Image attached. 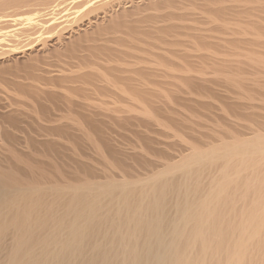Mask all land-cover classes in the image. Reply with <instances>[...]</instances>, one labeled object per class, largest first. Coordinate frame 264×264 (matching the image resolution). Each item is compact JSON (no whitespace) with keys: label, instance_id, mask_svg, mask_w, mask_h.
Wrapping results in <instances>:
<instances>
[{"label":"bare ground","instance_id":"6f19581e","mask_svg":"<svg viewBox=\"0 0 264 264\" xmlns=\"http://www.w3.org/2000/svg\"><path fill=\"white\" fill-rule=\"evenodd\" d=\"M259 1L264 3V0H0V75L12 67L18 70L23 64H31L33 57L40 55L41 59L49 53L59 59L65 56L61 63L64 66L70 64L64 60L71 58L68 69L60 64L56 70L50 68L52 71L49 65L47 70L44 66L46 75L40 73L49 81L47 75L69 78L72 85L77 84L78 87H72L67 82L70 89L77 88V94L86 96L85 103L82 96L80 104L74 102L77 97L72 93L75 104L69 103L70 92L61 89L66 87L62 84L61 91L56 90L52 97L57 99L65 91V96H70L65 98L68 105H76V110L85 111L82 116L85 121L88 118L81 135L70 128L73 133L68 132L67 118L73 114H69L68 106L69 115L64 117L67 122L58 115L64 121L61 124L67 127L63 131L57 115V119L50 121L53 112L45 113L43 107L38 110L40 102L36 109L32 108L35 103L28 101L33 105L27 110L34 113L38 110L36 117L41 121L31 126L33 131L30 128L29 133L22 127L27 124L28 119L22 120L27 118L24 116L27 110L20 109L22 102L15 106L20 95L16 93L12 98L13 94L3 91L10 96L0 102H16L3 105L0 111V264H264L262 130L244 128L236 136L221 137L202 148L143 161L142 170H138L141 173L131 175L132 178L113 172L101 174L85 163L76 166L78 170L71 178V173H62L65 167L60 171L56 166L61 163L64 166L63 162H53L64 152L60 150L64 135L65 139L67 136L79 141L96 133L107 147L113 145V140L102 133L107 125L104 117L116 115L121 107L128 114L125 107L130 109L127 103L131 101L133 108L144 110L139 107L141 97L163 93L156 90L157 86L160 90L162 86L166 88V91L162 88L166 94L170 89L177 95L178 90L170 87L176 85L177 89L183 83L178 88L181 96L189 84L202 89V83L195 85L194 81L204 79L200 78V72L207 59L211 67L215 65L213 62L220 67L255 65V33H258L255 28L264 31V22L261 23L264 16L260 13L264 7L257 5ZM257 6L260 16L256 17ZM217 50H223L220 51L223 57L219 58ZM44 59L47 63V58ZM18 63L22 66L16 67ZM190 67L194 68L195 76ZM196 70H201L200 75ZM244 79L238 82L249 80ZM251 80L254 81L248 82ZM47 84L43 85L49 87ZM37 87L33 90L36 94H42L39 88L48 93L49 88ZM36 94L33 96L37 97ZM163 94L161 99L166 98ZM62 96L61 99L65 97ZM184 96L190 95L183 93ZM190 97L186 99L192 101ZM118 99L120 104H126L117 106L120 108L117 111ZM12 103L15 108H11ZM161 106L164 108L162 103ZM46 107L50 109L52 105ZM40 110L49 114L50 117L44 114L48 121L42 120ZM76 110L72 108L78 116L81 112ZM21 130L27 133L21 136ZM115 151L118 152L114 149V154ZM206 164L214 167L205 169ZM202 174L208 175L207 180L210 178L206 191L197 181Z\"/></svg>","mask_w":264,"mask_h":264},{"label":"rangeland","instance_id":"374dc122","mask_svg":"<svg viewBox=\"0 0 264 264\" xmlns=\"http://www.w3.org/2000/svg\"><path fill=\"white\" fill-rule=\"evenodd\" d=\"M258 3H257V5L259 7H261V8H262V6L264 7V5L260 6V4H262L263 2L259 1ZM258 6H257V10L255 11V12H257L256 17L259 14L258 12L260 10ZM262 9L264 10V8H262ZM260 13H262L261 16H264V11H262V12L260 11ZM259 16H260V14H259ZM259 16H258V18H259ZM259 21H261V20L259 19ZM262 22H264V18L261 21V23ZM263 27H264V24H263ZM255 31H257L258 33H255L256 34L255 35V44H254V46H255V48H254V50H255V55H254L255 65L253 64L252 67L250 64H246L248 66H246L245 64H244V66L243 65L241 66V64H237L235 67H232L229 64L226 67L225 64H223L224 66L221 64V67H220L219 64H217V66H215L216 65L215 62H213V63L211 62L212 64H215V65H212V67H211L210 66L211 64H209V65L207 64V60H208L207 59V60H205V63L202 62V64H201V66H203V63H204V66H207V67L209 66L208 68L204 67V66L202 67L204 69H201V70L204 74L202 72H200L201 70L200 71L198 70V72L201 73L200 78H204V79L200 80L201 82L197 81V83L194 81L195 85L198 83H199L198 85H200L202 83L203 85L201 84L200 87L203 86V88L199 89V86H197L198 88L195 89L194 87H192V84H189L191 87L187 84L188 87H185V89L188 88V91L186 90V92H185V89H183L184 87L182 88L184 91L183 92L184 95L188 94L191 97L190 96H187V97L184 96L185 97L184 98L183 93L181 96V94H180L181 88H180V91L178 88L180 87V85L182 86L183 83L182 84L178 83L180 85L177 84L178 85L177 89L175 88L176 85H175V87H170L171 89L175 90V92H177V90H178L179 93L177 95H176V93L173 94V91H171L169 88H168L169 90H167V91H169V93L171 91V93H170L171 95L168 92L166 94L164 92V91H166V88H163V86L161 87L159 85L161 87V90L158 86H157L158 89L156 87V90L161 91L164 94L163 93H161L159 95L158 94L157 95L156 94H154V95L150 94L151 96L147 95L148 96L147 98L143 96L144 99H146V100L142 99L143 97H141L142 102H141L140 106H139L140 102H138V100H137V102L135 101L138 104V106L141 108L143 107L144 110H136L135 108H133L132 107L133 103L131 101V104L127 103L128 108H130L128 110H130V111H128L127 107H125L127 110V111L125 110V112H128V114H126V113L124 114L122 111L123 108L121 107V111H119V112H122V114L119 112H115V113H117L116 115L111 114L113 116V118H112V116L107 117V118L104 117V119L102 118L104 123H107V125L105 124V126L102 129V133L105 136H107L108 138H110L111 140H113L112 142H114V143H111V144H113V145H111L114 147L113 149H109V147H111V146H109V147L106 146V144L104 143L103 138L100 134L91 133L90 136H92V137H89V139H87L88 137H86V139H87V140L85 139L86 141L82 137V140H79L80 142L78 140H77L78 141L77 142L76 140H73L71 138L69 139L67 136L65 139V135H64L65 140L63 139V137L61 139L64 142L60 140L62 143V145H60V146H62V147H60V150L62 152L64 150V152L61 154L62 156L59 155L61 157V160L63 159L64 161H61L59 159V156H58V158L55 156L57 158V160L54 158L56 161L53 160V162H56V163L63 162L64 166L62 163H61L62 167H59V166H61V164H56V166H58L59 169L60 168L62 169L65 167L64 171H62L61 169H60V171H62V173L67 172L66 173L67 175L71 173L69 175V176H71V178L73 177V173L76 172V169L78 170L77 165L81 164V163L82 164L85 163L84 165H86V164H88L89 166L91 165L92 167L90 166V168H93V167L96 168L97 170L93 168L96 172L98 170L100 172L104 171L103 174L107 173L108 175L109 174L112 175L114 173L113 175H116V174L117 175H120V174L121 175H130V177H131V175L134 174L132 177H135V176H137V174L141 173V171L139 172L138 170H140L141 164L143 166V164H144V163H142L143 161L145 163H147V162H151V160L158 159L159 157H167L168 154L179 152V151H182L185 149L202 148L205 143H209V142L213 143L214 140H218L221 137L230 138V137L236 136V135L240 134L242 131H244V128L258 129L260 131L261 130L264 131V31L262 33L261 29H258V28H255ZM254 46H252V48ZM217 51L216 52L219 55V58L223 57V54L221 53L223 50H220L221 52L219 50H217ZM226 52H227V54H229L228 51H226ZM213 53H215V52H213ZM220 53L222 56H220ZM49 55H50V57H49ZM51 55L53 56V58L54 57H56V58L53 59ZM212 55L215 57H218L217 55H214V54H212ZM229 55H231V54H229ZM61 56H64V54H62ZM45 57L47 58V63L49 62V64L46 63V59H44ZM64 57L59 59L56 55H54V53H49V54H47V56L44 55L43 56L44 61H43V59H41V55H40V57L36 56V59L33 57V59H32L33 62L31 61L30 63L37 65V67L33 64L32 65L31 64H23L24 67L22 66L21 63H18L17 65L13 64L16 67H20L19 65H21L22 67H20V68L22 70H19L20 68H18V70L20 71L19 72L15 67L10 66L12 68L9 67L10 69L9 70L7 69L5 71H8V73H10V70H13V73L11 72L12 74L11 73L9 74V75H11V77L6 72H4L3 75L2 74L0 75V90L2 91V94H3L0 99H2L3 97L6 96V94H5L6 92H8V94H13V95H11L12 98H14L13 96L16 97V93H17V96L20 95L18 97L17 102L13 101L10 98V100H12L13 102H16L15 103L16 105L13 103L11 104L12 105L11 108H15V106L19 107L20 103L22 102V104L20 105L21 110L23 108H24L23 110H27V109L31 110L30 106L33 105L31 103H35L33 105L34 107H32V108H35V105H39L41 103L40 104L41 106H39V107L37 106L38 110L40 107L41 108L43 107V110L45 113L51 112V114H52V112H53V114L51 116L52 118L49 116V114H47L50 117L49 119H52L50 121L55 120V118L57 119L58 115H60L64 119L65 116H68L71 112H73V114L72 113L70 114L71 116L69 115V117H71L70 120L68 119L69 117L68 118L65 117V118H67V121H68V123H66V125L68 124L67 125L68 128L67 127L66 128L68 129V132L70 129H72L74 132L77 131V133H75V134H78L80 132L79 135H81V132H83L85 130L84 128H86V126H87L86 121L88 120V118H86L87 120L85 121V118L82 117L83 115L85 116V114H83L85 111L81 112L82 109H79L80 111L76 110V105H71V104L74 102H76L77 104H80L81 98H82V100H84L83 102L85 103L84 97H86V96H84V95L82 96V94L80 95V93L77 94V92H78L76 90L77 88L76 89H74V88L70 89V88L77 85V84L72 85L73 82L71 81V79L65 78V77L64 78L63 77L55 78V77L47 75L46 77L51 78V80L49 81V79L48 80L45 79L44 76H42L40 73V72H43V70H45V68L47 70L49 65L51 66L48 68L49 70H52V71L56 70V68L61 63H63L62 60L64 59ZM234 57L236 59V56H234ZM38 58H40L41 64H40ZM50 58H52L55 61H53ZM230 58L233 59V55ZM57 59H59V61ZM70 59H68V60H70ZM68 60L65 59L64 61H65V63H70V64H68L70 66L71 62L70 61L68 62ZM60 61H62V62H60ZM44 62H45V64H47V66L44 64ZM51 63H52V65H54V64L55 65L52 66ZM40 65L43 68L45 66V68L42 69V67ZM68 65L66 64L67 67H68ZM38 66H40V67H38ZM60 66H64V65L61 64ZM66 66H64V67H66ZM229 66H231V67H229ZM25 67H27V68H25ZM29 67H30V69H29ZM52 67L54 70L50 69ZM191 68L192 67H190V69ZM194 68H198V67H194ZM194 68H192V70ZM38 69L41 71H38ZM31 71L33 74L31 73ZM196 72H197V70H196ZM198 72H197V74H198ZM35 74H38V75H35ZM42 74L46 75V74H44V72ZM192 74L195 76L194 70H193ZM31 75H33V76L31 77ZM198 75H200V74H198ZM1 77L2 78L4 77V79L1 80L2 79ZM10 78H12V79H10ZM240 78H245V79H249V80L253 79L254 81L252 82V80H251V82H248L249 81L248 80V81L238 82V80ZM25 79H26V81H25ZM5 80H6V82H5ZM13 80L15 81V83ZM18 80H21V81H18ZM56 80H58V81L60 80V81L58 82ZM204 80H206V82ZM28 81L29 82L31 81L30 87H29ZM38 81H40V82H38ZM202 81H204V82H202ZM32 82L36 83V84L34 83L35 85L33 84L34 87L31 84ZM57 82H58V84H57ZM12 83L14 85H12ZM16 83H20V85L25 84L28 87H26L25 85H24L25 86L24 88H23V85H22V87H19V85H17ZM46 83H49V84H47V86H49V85L50 86L45 87L46 85H43V84H46ZM61 84H62V86L67 87L69 85L72 87L68 86L69 88L68 87L62 88ZM38 85L39 86L41 85V87L43 88L42 90H45L47 88H49V89L52 88V90L48 89V91H47L48 93H44L46 91L43 92L40 90L41 88H39L38 91H40V93L42 92L43 95L42 94L40 95L38 91H37L38 94H36L33 90L36 91V87ZM52 85H55V86L57 85V86L56 87L54 86L55 88H53ZM184 85H186V84H184ZM43 86L45 87V89ZM59 86L63 90L66 89L67 92L69 90L70 93H68V94L71 97L68 94H67V96L70 98L66 97L65 91H64L63 92L64 94H60V96H58L59 98L57 97V99H56L55 96L53 98L52 97L53 93L61 91ZM76 87H78V85ZM20 88H23L24 91H26V93L23 92L22 91L23 89H20ZM27 88H29V89H27ZM58 88H59V90H58ZM162 88L164 89V91H162ZM37 89H38V87H37ZM189 89H191V93H190ZM198 89H199V91H198ZM196 90H197V92H196ZM3 91L4 92L6 91V92L4 93ZM192 92H193V95H192ZM33 93L36 94L37 97H34L35 95ZM71 93L74 95V97H77V98H73V95ZM8 94H7L6 98L8 96H10ZM48 94L50 95V97H47V96H49ZM162 94L164 96H166L165 99L164 98L161 99L160 96H162ZM39 95H40L41 99H39L40 97L38 98ZM56 95H59V94H56ZM62 95L65 96L63 99H61V97H63ZM175 95H176V97L173 98ZM30 96H32V98ZM80 96H82V97L80 98ZM157 96L160 97V99H158ZM42 97H43V99H42ZM44 97H46V98L44 99ZM51 97H52V99H51ZM181 97H183V99H180ZM188 97H190L192 101H190V100L188 101L186 99ZM65 98L66 99L68 98L71 100V101H69V103H71L70 105H68V100H66ZM71 98H73L75 101ZM117 98H116V101H117ZM48 99H51V100H48ZM118 100H119V103L115 102L116 107L117 106L120 107L122 105V104H120L121 100L120 99H118ZM5 101H7V100H5ZM5 101H3V103L0 102V111H1V108L3 107V105L4 106H6L7 104L10 105V103L12 102L11 101L10 103H7ZM28 101L29 102L33 101V102L29 103ZM160 101H161L162 105L164 106V108L161 106ZM8 102H9V99H8ZM23 102L29 103L30 104L29 107H28V105H26L27 103L25 104ZM94 102L97 103V101H94ZM94 102L92 101V103H94ZM44 103L48 104V105H45ZM23 104H25V105H23ZM125 104L126 103H123L122 106H125ZM13 105H15V106L13 107ZM51 105H52V107H51ZM98 105H99V103H97V106ZM129 105L131 107H129ZM44 106H45V108H44ZM46 106H49V108L50 107L51 108L48 109ZM68 106L70 107L71 111H70V109H68ZM166 106L168 107V109H166ZM25 107H27V108H25ZM119 107H117V111L120 110ZM72 108L74 109V111L76 110V111L81 112V113H79V115L77 114L78 116H76V114H75L76 112L72 111ZM161 108H163V109H161ZM54 109H56V110H54ZM77 109H78V107H77ZM113 109H115V108H113ZM28 110H27V114L25 112V115H24L27 118H25L24 116H22V117H24L25 119L20 117V119L22 118V120L24 122L28 119L26 121L27 124H25V126L30 125V127L29 126L25 127L24 125L22 126L24 129L27 128V130H26L27 132L30 131L31 126L37 125L38 122L41 123V121H38V118H37L38 114L36 113L39 111L36 110L35 111L36 114H35L34 111L31 112ZM61 110H62V112H61ZM131 110H133V112ZM42 111L40 110L41 115H43L42 120L45 119L48 121L49 120L47 118L48 116L44 113L47 116L45 118L44 114H42ZM68 112H69V114H68ZM33 113L35 116H33ZM63 113H65V114H63ZM27 115L28 116L31 115L30 118ZM56 115H57V117H56ZM60 116L58 117V119L60 118ZM40 117L41 116L39 115V118ZM32 118H35L37 120L34 122V120H32ZM64 120L66 121V119H64ZM59 121H60L59 123L61 124V121H63V120L59 119ZM64 124L63 125L61 124L63 127H61L62 129L60 128L63 131H65V129H66L64 127L65 126ZM33 129H34V127H33ZM31 130H32V128H31ZM72 130H70L71 133H73ZM32 131H31V133H32ZM21 132L23 133V134H21V136H24L27 133V132L25 133L23 130H21ZM79 143H81V144H79ZM114 149L118 151V152L115 151L116 152L115 154H114ZM119 149H121L122 151ZM112 150H113V153L111 152ZM120 151H121V154H120ZM58 160L60 162H58ZM75 163H77V164H75ZM72 164H75V166L71 167ZM205 166H206V167H204L205 169H208V168L210 169V168L214 167V165L213 166H209V165L207 166V164ZM142 168H141V170H142ZM52 169H50V170L52 171ZM69 169H70V171H69ZM136 171H138V172L136 173ZM100 172H99V174H100ZM102 172H101V174H102ZM66 174H65V176H66ZM204 174H202L199 177L200 179L198 178L197 181H198V184L202 185V187H204V190L206 191L208 189V187H206V183H207V181L208 182L210 181L209 180L210 178L207 180L206 176H208V175L205 176ZM127 177H129V176H127ZM240 183L243 184L245 182H243V183L240 182ZM209 184H210V182L207 183V185H209ZM205 191H203V192H205ZM229 191H231V190H229Z\"/></svg>","mask_w":264,"mask_h":264}]
</instances>
